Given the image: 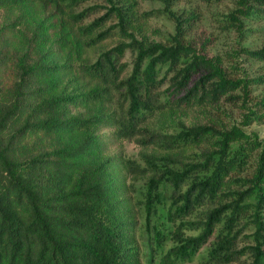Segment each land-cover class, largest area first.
I'll use <instances>...</instances> for the list:
<instances>
[{
	"label": "trees",
	"instance_id": "1",
	"mask_svg": "<svg viewBox=\"0 0 264 264\" xmlns=\"http://www.w3.org/2000/svg\"><path fill=\"white\" fill-rule=\"evenodd\" d=\"M80 1L0 0V264H141L125 176L145 168L110 153L111 146L133 137L183 152L179 134L163 132L157 122L194 104L215 105L239 84L191 46L143 45L124 26L120 31L129 41L76 65L84 48L108 32L89 35L102 17L79 24L88 9L75 11ZM133 45L137 55L121 77L127 64L117 65L109 52L121 55ZM181 54L191 59L160 89L164 77H157V64L175 69ZM218 177L214 173L209 184L191 181L172 219L214 197ZM171 180L177 185L176 177ZM230 204L235 212L242 208L238 200ZM219 209L207 212L196 236L183 235L195 221L175 223V244L158 264L189 259L212 234ZM231 215L226 220L233 223ZM224 238L229 245L211 254L237 259L241 248L231 249L234 239Z\"/></svg>",
	"mask_w": 264,
	"mask_h": 264
},
{
	"label": "rangeland",
	"instance_id": "2",
	"mask_svg": "<svg viewBox=\"0 0 264 264\" xmlns=\"http://www.w3.org/2000/svg\"><path fill=\"white\" fill-rule=\"evenodd\" d=\"M240 1L244 0H82L74 6L75 11L88 8L79 24L102 17L103 22L96 28L95 24L89 35L108 29L105 37L73 60L76 65L81 60L95 61L120 41H129L120 31L124 26L143 45H189L228 78L239 81L215 105L194 104L157 122L163 132L179 134L183 152L178 147L140 144L133 137L117 139L111 146L110 153L129 157L145 168L141 175L125 176L141 264H158L160 256L175 244V223L195 221L183 227V235L196 236L200 221L215 208L220 209L208 240L177 264H264V5L249 0L248 6ZM137 52V45L121 55L109 52L117 65L127 64L121 77L128 75ZM190 59L181 54L175 69L158 63L157 77H164L160 89L168 87L169 77ZM199 73L192 74V79ZM220 164L223 170L216 169ZM214 173L219 176L215 196L173 220L172 211L177 210L180 194L191 181L209 184ZM174 177L177 185L171 180ZM236 200L242 208L235 212L230 203ZM230 214L233 223L226 220ZM225 234L234 239L231 249L242 250L237 259L217 260L211 254L229 245Z\"/></svg>",
	"mask_w": 264,
	"mask_h": 264
}]
</instances>
